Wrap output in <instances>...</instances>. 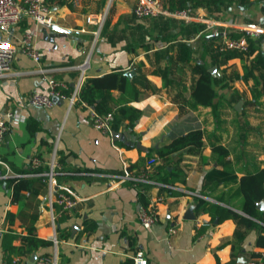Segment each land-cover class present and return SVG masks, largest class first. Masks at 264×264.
Masks as SVG:
<instances>
[{
    "label": "crops",
    "instance_id": "crops-1",
    "mask_svg": "<svg viewBox=\"0 0 264 264\" xmlns=\"http://www.w3.org/2000/svg\"><path fill=\"white\" fill-rule=\"evenodd\" d=\"M262 1L246 0L241 4L238 0H217L212 7L192 10L194 15L221 28L264 29ZM44 3L51 11V24L69 29L70 33L38 23L32 17H22L13 29V38L30 32L41 60L35 62L18 51L10 69L0 78V108L19 116L8 123L0 156L12 173L23 174L0 179V263L14 256L31 261L54 249L47 201L49 183L37 173L49 169L53 155L58 163L55 180L82 198L71 211L57 216L59 264H129L137 248L143 249L147 264H247L251 252L264 253V247L254 243L258 234L254 227L231 262L233 246L226 238L232 236L236 223L230 216L217 218L214 223L207 212L195 209V219L182 217L187 206L195 204L193 193L202 189L210 192L204 198L242 212L243 197L236 191L237 182L224 184L206 173L226 168L240 177L264 167V95L258 102L254 100L253 94L261 85L253 76L245 75L243 66L244 62L250 63L256 51L245 59L215 58V51L200 33L203 20L188 22L164 15L137 17L132 12L134 0H112L101 25L96 17L108 4L106 0ZM88 15L95 16L92 22L87 21ZM190 22L194 24L189 26ZM258 38L264 56V32ZM179 42L192 47L191 60L176 58L173 46ZM195 61L208 68L215 66L220 72L212 75L216 92L213 107L190 105L194 100L191 87ZM253 65L255 75H264V67ZM118 69L125 74L124 88L107 94L119 106L116 110L120 122L116 129L111 126L110 132L104 133L92 125L89 113L94 106L80 101L79 91L85 78ZM15 71L21 73L17 75ZM81 74L83 79L78 84ZM50 79L66 83L68 96L76 89L77 100L70 103L68 97L58 98L48 108L23 103L32 90L46 89ZM238 101L241 106L236 109ZM193 128L203 131L202 146L176 150L169 154L168 163L155 156L158 147ZM111 131L120 133L117 139L112 138ZM135 140L144 148L136 147ZM215 144L227 148L225 163H220L212 150ZM33 156L41 160L38 168L32 166ZM151 156L157 158L153 179L158 171L162 174L166 170L182 194L168 195L163 186L146 184L148 204L155 207L158 218L143 227L138 219L142 205L139 188L129 181L110 185L104 174L120 172L135 162L139 164L128 168L140 169ZM1 171L4 169L0 167ZM21 177L29 179L30 188L13 200L12 183ZM64 214L67 217L60 222ZM85 219L95 223L89 231L83 230ZM28 226L33 227L37 237L52 244L24 250L20 238L15 237L10 242L14 248L3 249L5 233L25 234ZM170 226L175 232L168 231ZM59 229L69 232V236L60 237Z\"/></svg>",
    "mask_w": 264,
    "mask_h": 264
},
{
    "label": "trees",
    "instance_id": "trees-1",
    "mask_svg": "<svg viewBox=\"0 0 264 264\" xmlns=\"http://www.w3.org/2000/svg\"><path fill=\"white\" fill-rule=\"evenodd\" d=\"M227 2H232L234 0H225ZM241 4H244L246 0H238ZM217 2V0H163V5L168 10H175L184 8L187 6L190 7H212V5ZM161 16V15H160ZM179 21V20H178ZM180 22V21H179ZM184 22V21H183ZM194 23L190 22L188 25H193ZM187 25V24H185ZM202 28V27H201ZM243 34L242 30L231 29L230 35L238 37ZM202 39L208 42L207 44L211 45V49L214 57L221 56L223 59H228L230 57L239 56L242 59L248 58L249 53L256 51L255 55L250 59V63L244 62V73L248 76H253L256 80V84L259 83L260 90L257 93L253 94V98L258 102L259 98L264 95V75L263 74H254V65L257 64L261 67H264V56L260 52L258 42L260 38L247 36L248 42V51L242 52L235 49H224L219 50L218 46L220 45V38H205L202 35ZM173 49L176 51V58L181 61H189L192 59V47L186 42H179L173 46ZM193 83L191 87V96L193 97V102L190 103L191 107L198 106H214L213 100L216 96V92L212 85L213 76L209 72L208 67L204 63L195 61L193 66ZM125 83V74L122 70H113L102 75L92 76L85 78L83 84L81 85L79 91L80 101L85 102L87 105L94 106V110L98 113L105 111H114L113 120L111 123L112 129H116L120 122L119 114L117 112V106H115V101L113 97L107 94L108 91L112 89L123 90ZM132 109L131 107H127ZM138 114V111L132 109ZM203 131L200 128H193L189 131L176 135L172 137L169 143L158 147L155 150V156L159 157L164 163L169 162V154L172 152L182 149L188 146L200 147L203 145ZM212 150L218 155V161L220 163H225L224 158L228 154V150L225 146L221 144L212 145ZM139 162L129 164L128 167L138 165ZM207 175L219 178L224 184L236 183L237 193L241 194L243 197V202L241 205L242 212L235 211L230 207H224L216 202L210 201L203 196L194 197L195 209L198 211L207 212L210 215V222L215 218L221 219L224 216H230L236 223V228L232 236L227 237L226 241L232 243L233 250L231 256V262L238 256L240 252V246L246 237L248 231L254 227L258 229V234L255 238V245L264 247V211L259 210L256 207V203L264 198V167L258 168L255 171H248L242 174L240 177L226 168L222 169H212L206 173ZM169 172L164 170L162 174H158L155 177V180L162 182L166 185L163 188L166 190L168 195H180L182 190L177 188V185L174 183V180L169 178ZM29 179L28 178H18L12 183V199L18 200L20 198V192L22 190L29 189ZM184 182V179H182ZM143 188L146 189L147 185H143ZM202 189L200 194L210 195L209 191ZM139 202L142 205H147L149 199L144 191H139ZM222 200V199H221ZM66 214L62 215L59 218L61 222L66 218ZM84 231H89L94 227V222L84 220ZM59 236L66 238L69 236V232L60 230ZM62 231V232H61ZM4 250H11L14 247L10 245V242L13 238L19 237L21 240V248L24 250H31L36 248L38 245H49L52 244L50 240H43L36 236V233L32 226L27 227L25 234L18 233H5L4 235ZM26 248V249H25ZM261 256L264 258V253L260 252H251V258H256Z\"/></svg>",
    "mask_w": 264,
    "mask_h": 264
},
{
    "label": "built area",
    "instance_id": "built-area-1",
    "mask_svg": "<svg viewBox=\"0 0 264 264\" xmlns=\"http://www.w3.org/2000/svg\"><path fill=\"white\" fill-rule=\"evenodd\" d=\"M108 4L105 9L98 14V19L101 25L107 15L108 7L112 0H106ZM132 12L137 17L146 16H172L183 18L186 21H192L194 19L203 20L204 27L200 33L205 38H220L219 50L235 49L242 52L248 51L247 36L258 37L264 29L258 27H242L239 30L243 31L238 37L230 35V28H221L214 26L211 21L203 19L200 16L194 15L192 7L187 6L180 9L168 10L164 7L162 0H134V6ZM32 17L38 23L50 25L52 23V16L49 7L44 3V0H0V78L6 74L10 69L11 63L15 58L18 51L23 52L29 58L35 62H40L41 52L35 46L33 42V35L30 32H24L20 37L13 38V29L18 24L19 20L24 17ZM95 17V16H94ZM92 15H88L87 21L92 22L94 19ZM202 18V19H201ZM85 63L80 66L83 68ZM42 70V69H40ZM15 74H20V71H15ZM219 75L220 72L216 71ZM83 77L80 75L78 84L81 83ZM48 87L46 89H34L23 98L25 105H34L40 107H51L54 104V98L68 97L70 103L77 100V90H73L69 96L66 93L67 84L63 81L50 79L48 81ZM90 120L92 125L104 133H109L111 130V123L113 120V112L105 111L98 113L95 110H90ZM19 116L14 111L5 107L0 108V143L3 141L4 136L9 130V122L13 119H18ZM157 158L154 156L148 157L142 168L137 170H131L128 167H124L120 172H112L104 174L110 185H115L120 182L129 181L136 185L139 190L145 191L143 185H158L164 186L166 184L153 179L152 174L155 171L154 164ZM32 166L38 168L41 164V160L37 156L31 157ZM49 169L38 171L37 173L44 176L49 183L48 193V205L50 220L52 228L54 230L53 246L54 249L51 253L40 254L33 260L27 261L20 256H14L10 259H4L0 264H59V257L56 249V219L57 216L63 212L71 211L82 198L71 188L64 184H60L55 180V174L57 173L55 168L58 167V163L54 155L48 162ZM0 167L4 171L0 172V179L8 176L20 177L22 173H12L7 162L0 156ZM84 174L94 175V172H84ZM193 195L203 196L202 194L195 192ZM57 208V210L55 209ZM158 218L155 207L151 204L141 205L138 211V219L143 227H149ZM169 232H175L174 226H170ZM131 263L129 264H147V257L141 248H137L130 255ZM126 264V263H122ZM247 264H264V258L261 256L256 258H250Z\"/></svg>",
    "mask_w": 264,
    "mask_h": 264
},
{
    "label": "water",
    "instance_id": "water-1",
    "mask_svg": "<svg viewBox=\"0 0 264 264\" xmlns=\"http://www.w3.org/2000/svg\"><path fill=\"white\" fill-rule=\"evenodd\" d=\"M262 3L264 4V2L262 1ZM51 27L55 28V29H58L64 33H67L69 34L70 31L69 29H66V28H63V27H60L58 25H54V24H50ZM209 72L214 75L215 74V71H216V67L215 66H211L208 68ZM131 71H128L127 74H130ZM58 100V98H54V101L56 102ZM241 106V101H238L237 104H236V109H239ZM93 108V107H92ZM120 133L118 131H111V135H112V138L115 140L117 139L118 135ZM134 144L136 147H139L141 149H143L144 147L140 144V142L138 140H135L134 141ZM157 146V145H156ZM256 207L259 209V210H264V199H261L260 201H258L256 203ZM195 205L193 204H190L187 206V208L184 210L183 214H182V217L184 219H195L196 218V215H195ZM217 222V218L214 219V223Z\"/></svg>",
    "mask_w": 264,
    "mask_h": 264
}]
</instances>
